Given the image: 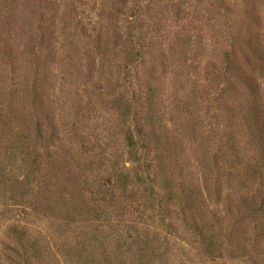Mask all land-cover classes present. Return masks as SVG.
Returning a JSON list of instances; mask_svg holds the SVG:
<instances>
[{
  "label": "rangeland",
  "instance_id": "obj_1",
  "mask_svg": "<svg viewBox=\"0 0 264 264\" xmlns=\"http://www.w3.org/2000/svg\"><path fill=\"white\" fill-rule=\"evenodd\" d=\"M0 264H264V0H0Z\"/></svg>",
  "mask_w": 264,
  "mask_h": 264
}]
</instances>
